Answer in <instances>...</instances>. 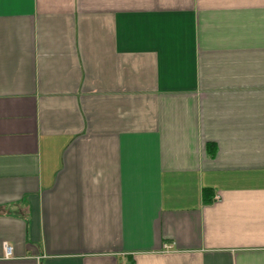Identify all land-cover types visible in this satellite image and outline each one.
Here are the masks:
<instances>
[{"label":"crops","instance_id":"obj_1","mask_svg":"<svg viewBox=\"0 0 264 264\" xmlns=\"http://www.w3.org/2000/svg\"><path fill=\"white\" fill-rule=\"evenodd\" d=\"M0 264H264V0H0Z\"/></svg>","mask_w":264,"mask_h":264},{"label":"built area","instance_id":"obj_2","mask_svg":"<svg viewBox=\"0 0 264 264\" xmlns=\"http://www.w3.org/2000/svg\"><path fill=\"white\" fill-rule=\"evenodd\" d=\"M166 247L169 248V246H167V245H166ZM4 248H5V254L8 255L9 252H10V248H11V247H10L9 245L6 244V245H4Z\"/></svg>","mask_w":264,"mask_h":264}]
</instances>
